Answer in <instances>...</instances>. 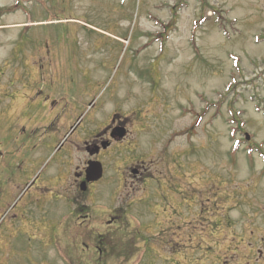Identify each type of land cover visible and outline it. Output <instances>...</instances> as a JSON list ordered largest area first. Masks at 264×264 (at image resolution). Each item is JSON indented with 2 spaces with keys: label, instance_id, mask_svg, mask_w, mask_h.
Wrapping results in <instances>:
<instances>
[{
  "label": "rangeland",
  "instance_id": "1",
  "mask_svg": "<svg viewBox=\"0 0 264 264\" xmlns=\"http://www.w3.org/2000/svg\"><path fill=\"white\" fill-rule=\"evenodd\" d=\"M263 108L264 0H0V264H264ZM114 110L131 135L87 222L56 194L32 205ZM60 115L82 119L69 138ZM130 162L148 166L132 189Z\"/></svg>",
  "mask_w": 264,
  "mask_h": 264
},
{
  "label": "flooded vegetation",
  "instance_id": "2",
  "mask_svg": "<svg viewBox=\"0 0 264 264\" xmlns=\"http://www.w3.org/2000/svg\"><path fill=\"white\" fill-rule=\"evenodd\" d=\"M66 115V114H63ZM130 117V116H129ZM68 121V124L71 123L72 118H68L64 116V121L62 116L60 115L57 118V123L59 125H63ZM48 120L45 117L43 119V123L47 124ZM55 124V122H54ZM79 124V123H78ZM72 125H68V135H72L75 131V128ZM93 126L92 130H89L87 133L82 134L80 137H76V141L74 143L75 151L72 154H82L83 160H81L80 166H77L75 168V171L72 172V175L67 178H63L62 176H54L52 178H49L46 180L43 184L37 186L39 194L34 200H32V205H35L36 207L39 206L41 209L48 199L44 197L45 194H56V196L61 197V199L64 201H68L69 204L73 203L74 209L73 213L75 212L82 214L84 213V208L89 203L87 199L92 198L94 195V191L96 186L100 183H88L86 181V167L87 164L90 161H97L100 162L102 165L103 173L105 172V169L107 166H114L117 158V147L121 146L123 144H126L128 139L130 138L131 131L130 127L132 128L133 122L130 118L121 117L116 111L112 112V114L109 116L107 120H105L104 123H92ZM121 129L124 132V137L121 140L116 139V130ZM71 131V133H70ZM70 133V134H69ZM121 156H126L124 153H119ZM148 172V166L144 162H130L128 165H125L121 174L126 175L130 177L131 181L129 183V188L132 189L133 185L138 181H143L145 178V175ZM70 173V172H68ZM70 181L69 185L66 186L63 184L62 181ZM126 187V182L123 180ZM32 188V182L28 185H26V191L31 190ZM83 201V202H81ZM65 203V202H64ZM109 220L106 221L105 227L112 228L119 223L123 216L124 211L121 208H115L110 206L107 210L103 212ZM89 214L84 213L83 215V221L84 223L88 219ZM68 220V219H67ZM27 222V221H26ZM29 224V223H27ZM81 224H79L80 226ZM26 227L24 224L22 225V228L24 229ZM93 235V234H90ZM80 237V235H79ZM104 237V239H101L105 241H108V239L103 235H98L97 238L100 240V238ZM260 242V241H259ZM97 249L98 253L101 255L104 253V248L100 247L99 245L94 247ZM253 254L257 255V259L254 260L255 263H259L261 260H264V248L260 249Z\"/></svg>",
  "mask_w": 264,
  "mask_h": 264
},
{
  "label": "water",
  "instance_id": "3",
  "mask_svg": "<svg viewBox=\"0 0 264 264\" xmlns=\"http://www.w3.org/2000/svg\"><path fill=\"white\" fill-rule=\"evenodd\" d=\"M120 138L122 135H119ZM101 168L98 163H91L87 170L88 180L89 181H97L101 177Z\"/></svg>",
  "mask_w": 264,
  "mask_h": 264
}]
</instances>
